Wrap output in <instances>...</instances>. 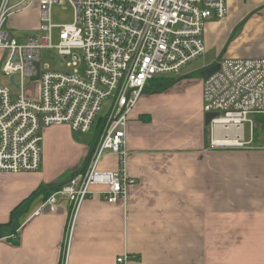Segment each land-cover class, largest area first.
<instances>
[{
	"label": "crops",
	"instance_id": "0c3cea01",
	"mask_svg": "<svg viewBox=\"0 0 264 264\" xmlns=\"http://www.w3.org/2000/svg\"><path fill=\"white\" fill-rule=\"evenodd\" d=\"M227 5V17L206 26L205 68L223 57L264 59V0ZM189 75L134 109L126 199L108 203L95 186L75 220L62 197L34 216L45 200L34 195L83 170L95 141L67 125L43 129L40 170L0 172V264H119L125 255L127 264H264V150L213 148L205 77ZM119 169L107 152L100 171Z\"/></svg>",
	"mask_w": 264,
	"mask_h": 264
},
{
	"label": "built area",
	"instance_id": "2783aa9c",
	"mask_svg": "<svg viewBox=\"0 0 264 264\" xmlns=\"http://www.w3.org/2000/svg\"><path fill=\"white\" fill-rule=\"evenodd\" d=\"M66 2L73 8V24L53 25L52 7ZM36 4L39 36L19 44L6 28L8 21ZM227 4L228 0H0L1 69L19 86H0V172H38L43 129L67 125L75 134L88 135L107 107L85 168L52 191L34 216L62 197L71 204L75 220L95 186L105 189L101 195L108 203L126 199L135 184L126 173L127 126L134 109L152 82L181 76L206 54V26L227 17ZM44 51L57 52L69 69L44 70ZM216 64L219 70L204 80L203 110L216 116L210 124L215 138L222 133L219 140L233 144L214 141L212 147L243 149L250 144L244 141V125H250L253 142L251 117L264 115V59L223 57ZM107 152L118 155L117 172L100 171ZM127 262V255L118 259L119 264Z\"/></svg>",
	"mask_w": 264,
	"mask_h": 264
},
{
	"label": "rangeland",
	"instance_id": "374dc122",
	"mask_svg": "<svg viewBox=\"0 0 264 264\" xmlns=\"http://www.w3.org/2000/svg\"><path fill=\"white\" fill-rule=\"evenodd\" d=\"M36 8H38V4H36V6H33L32 8H30L25 12H21L19 14L12 16L8 21L6 28L9 30L11 35L18 40L19 44H25L30 36H39L38 31L40 27V14L39 15L35 14ZM51 20H52V24L55 26L72 25L74 22V12L72 6L68 2L60 3L53 6L51 9ZM58 32L59 30L55 29L53 33V41L55 45L58 43ZM1 54L2 53H0V56ZM205 60H208L207 56L200 57L197 60H195L193 63L188 65L186 68H184L182 77L192 74L191 76L192 79L202 80L204 75L203 72H201L200 70L206 67V64L204 63ZM41 64L44 70L47 69L50 71L65 72L69 69L67 67V64L64 62V59L62 57H59L57 52L55 51L42 52ZM163 78L167 79V78H176V77H163ZM26 84L27 87L29 88L31 82L27 81ZM151 85L154 86V82H152ZM0 86H6L11 88L9 84V79L2 72L1 63H0ZM13 92L15 93V96L19 95V91L13 90ZM106 109L107 107H104L103 113L99 114L95 124L92 127L91 132L88 135H85L83 138L95 140V136H97V131L99 128V123L102 120V118L106 116ZM259 118L264 119V115L251 117L255 126L253 142L251 137L250 125L245 124L244 128L242 129V133L244 135V141L247 143L250 142L249 146L247 147L248 149L264 150V125L258 122ZM210 131H211V127L209 126L208 132L210 133ZM78 135L76 137L81 138V136ZM216 135H217V139L222 138V133H217Z\"/></svg>",
	"mask_w": 264,
	"mask_h": 264
},
{
	"label": "trees",
	"instance_id": "16d2710c",
	"mask_svg": "<svg viewBox=\"0 0 264 264\" xmlns=\"http://www.w3.org/2000/svg\"><path fill=\"white\" fill-rule=\"evenodd\" d=\"M190 77L192 75H189ZM183 79V77H176V78H161V79H157L154 82V86L152 85V87L146 92L149 94H161L163 92H166L167 90L171 89L172 87H174L176 84H178L181 80ZM261 116V115H258ZM258 122L264 125V119L259 118ZM62 186V185H60ZM60 186H49L47 188L41 189L39 192H37L34 197H39L44 195L45 199L51 194V191H54L56 189H58ZM1 238V235H0Z\"/></svg>",
	"mask_w": 264,
	"mask_h": 264
},
{
	"label": "water",
	"instance_id": "95a60500",
	"mask_svg": "<svg viewBox=\"0 0 264 264\" xmlns=\"http://www.w3.org/2000/svg\"><path fill=\"white\" fill-rule=\"evenodd\" d=\"M37 68L38 70H40V64L37 65ZM218 70H219V65L215 63L214 65H211L201 71L203 72L204 77L207 78L208 76L214 74ZM35 80H39V76ZM9 82L14 87L19 88V86L15 83V77H11ZM215 117H216L215 115H211V114L205 116V124L207 127L210 126L212 119Z\"/></svg>",
	"mask_w": 264,
	"mask_h": 264
},
{
	"label": "bare ground",
	"instance_id": "6f19581e",
	"mask_svg": "<svg viewBox=\"0 0 264 264\" xmlns=\"http://www.w3.org/2000/svg\"><path fill=\"white\" fill-rule=\"evenodd\" d=\"M215 142L218 143V144H221V143L230 144V143H232L233 141H232V140H227V139H225V140H219V139H216ZM232 144H233V143H232Z\"/></svg>",
	"mask_w": 264,
	"mask_h": 264
},
{
	"label": "flooded vegetation",
	"instance_id": "af4514ba",
	"mask_svg": "<svg viewBox=\"0 0 264 264\" xmlns=\"http://www.w3.org/2000/svg\"><path fill=\"white\" fill-rule=\"evenodd\" d=\"M202 72V71H201Z\"/></svg>",
	"mask_w": 264,
	"mask_h": 264
}]
</instances>
